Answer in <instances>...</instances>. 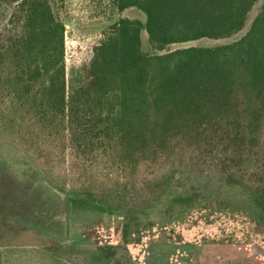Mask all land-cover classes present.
<instances>
[{
    "label": "trees",
    "instance_id": "obj_1",
    "mask_svg": "<svg viewBox=\"0 0 264 264\" xmlns=\"http://www.w3.org/2000/svg\"><path fill=\"white\" fill-rule=\"evenodd\" d=\"M109 2L118 11L137 8L145 20L118 18L88 61L66 69L65 0H0V138L32 153L42 171L59 165L70 177L111 176L109 188L93 178L69 191L56 187L122 210L125 246L134 213L121 206L122 193L183 214L202 204L183 192L182 169L206 161L249 204L217 211L264 228V4L232 42L166 50L234 35L257 0ZM142 30L152 52L142 50ZM17 234L32 240L16 243ZM17 246L47 249L51 264H88L28 227L0 240ZM118 247L95 245L94 264H120Z\"/></svg>",
    "mask_w": 264,
    "mask_h": 264
},
{
    "label": "rangeland",
    "instance_id": "obj_2",
    "mask_svg": "<svg viewBox=\"0 0 264 264\" xmlns=\"http://www.w3.org/2000/svg\"><path fill=\"white\" fill-rule=\"evenodd\" d=\"M263 4L264 0H257L243 28L228 38L174 43L166 50L232 42L247 31ZM120 17L145 20L137 8L118 11L109 0H65L66 69L88 61L93 46ZM140 38L142 50L152 52L144 30ZM103 166L99 164L97 172ZM47 170L39 168L32 153L0 138V240L28 227L50 244H65L62 256L84 258L88 264H94V246L100 243L119 245L120 264H264V228L241 215L217 211L231 203L249 204L207 161L182 169L183 192L201 197L202 204L183 214L169 211L162 201L149 203L139 195L122 193L121 206L134 213L131 230L135 235L126 246L121 241L126 215L122 210L97 206L90 199L65 194L56 187L58 184L69 191L90 184L93 178L101 187L109 188L111 176L96 172L95 176L76 173L70 177L59 165ZM112 176L115 180L118 177ZM26 239L32 240L25 234H17L12 240L21 243ZM33 261L51 264L50 252L41 247H0L2 264Z\"/></svg>",
    "mask_w": 264,
    "mask_h": 264
}]
</instances>
